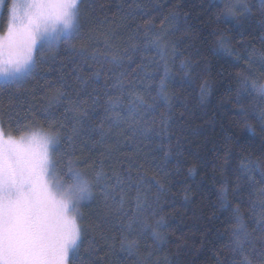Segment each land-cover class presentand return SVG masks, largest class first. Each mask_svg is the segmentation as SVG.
<instances>
[{"label":"snow or ice","instance_id":"snow-or-ice-1","mask_svg":"<svg viewBox=\"0 0 264 264\" xmlns=\"http://www.w3.org/2000/svg\"><path fill=\"white\" fill-rule=\"evenodd\" d=\"M260 4L264 18V0ZM94 12L91 0H12L9 5L0 34V77L4 88L23 90L27 99L23 105L0 99V264H109L110 258L123 264L134 256L136 264H160L152 257L167 239L161 201L168 174L149 179L139 162V145L131 152L124 147L139 138L152 141L163 134L170 139L171 113L161 114L159 130L149 120L157 100L171 107L169 101L178 98L166 91L171 76L167 28L164 22L157 32L150 24L102 28L107 18L100 21ZM251 14L247 0H225L220 13L237 23ZM165 19L175 22L178 14ZM214 35L219 49L234 51L223 32ZM152 51L159 59L147 55ZM170 54L173 60L183 55L175 43ZM252 54L259 56L264 72V53L253 49ZM196 67L190 58L180 59L186 76ZM45 73L55 75L44 79ZM33 80L36 85L26 89ZM239 83L238 96L246 91L264 122V75L249 70ZM211 87L202 80L200 102ZM240 113L249 114L243 106ZM14 119L19 138L5 128ZM159 150L165 160L172 152L163 143ZM230 155L229 148L221 175ZM251 167H264V162L244 157L231 188L241 193L240 181L250 185L247 208L239 198L235 204L228 199L227 182L218 188L220 208L230 219L228 242L218 250L216 264H264V182L255 186ZM195 171V166L188 169L190 175ZM93 202L99 209L95 220L82 210ZM148 238L152 245H145L141 260V241Z\"/></svg>","mask_w":264,"mask_h":264},{"label":"trees","instance_id":"trees-1","mask_svg":"<svg viewBox=\"0 0 264 264\" xmlns=\"http://www.w3.org/2000/svg\"><path fill=\"white\" fill-rule=\"evenodd\" d=\"M95 5L94 16L107 22L102 28L115 27L131 23L136 25L150 24L153 32L161 30L162 22L167 28L164 39L169 44L167 56L171 76L166 82V91L171 96L176 93L178 98L171 99L168 107L165 101L157 100L155 113L149 120L155 121L157 129L161 125V114L171 113L166 138L163 134L152 141L139 138L136 143L125 146V152H131L139 145L141 163L147 169L148 178L153 176L161 179L168 191L162 198L168 228L164 231L167 239L154 252L153 261L160 264H216L218 250L228 242L226 228L230 214L220 208L218 188L221 182L229 186L228 199L235 204L239 198L247 208L249 193L252 188L245 181L241 193H233L231 188L241 175L240 164L244 157L251 161L264 162V122L253 111L252 98L245 91H240L239 81L250 70L254 75L261 76L259 56L264 53V24L260 15V0H247L252 14L237 23V19L223 17L221 10L225 8V0H91ZM101 5L103 7H101ZM177 13L178 20L166 21L170 14ZM143 27L140 29L143 32ZM121 35L129 33L121 28ZM223 32L230 40L231 54L219 49L214 41ZM143 38V37H141ZM175 43L183 55L175 60L171 57V46ZM159 59L155 51L147 53ZM185 57L198 63L195 71L187 76L180 69V59ZM252 58L255 62L249 63ZM139 58L137 57V63ZM135 68L136 65L131 66ZM150 71L152 69H149ZM55 73L44 74V79H51ZM208 79L212 85L210 94L200 102V83ZM43 83V80L40 81ZM159 77H157V83ZM36 81L25 85L31 89ZM156 95L155 91L152 93ZM17 105H23L27 99L23 90L15 87L4 88L0 84V99L5 103L9 99ZM239 99L240 103H237ZM248 109L245 118L241 107ZM24 116L22 108L14 109ZM183 113V115H181ZM21 124L25 121L21 120ZM16 120L11 127L5 124L7 131L13 136H20L21 130L16 127ZM247 125H251L249 128ZM171 146V155L165 160L159 146ZM231 149L227 165L221 175L220 165L227 149ZM195 166L194 174H189V167ZM264 167H251L249 175L253 177L255 186L264 182ZM86 218L95 220L99 211L95 202L82 209ZM259 212V208L256 209ZM215 213V215H214ZM145 245H152L150 238L141 241L139 259H144ZM124 255V254H122ZM136 257L123 259V264H136ZM109 264H116L110 258Z\"/></svg>","mask_w":264,"mask_h":264},{"label":"rangeland","instance_id":"rangeland-1","mask_svg":"<svg viewBox=\"0 0 264 264\" xmlns=\"http://www.w3.org/2000/svg\"><path fill=\"white\" fill-rule=\"evenodd\" d=\"M12 0H4L3 3H0V34H3L6 28V22L8 18V8ZM4 83V79L0 77V84ZM19 138V136H14Z\"/></svg>","mask_w":264,"mask_h":264}]
</instances>
